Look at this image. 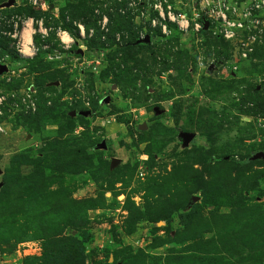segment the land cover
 Instances as JSON below:
<instances>
[{
	"label": "rangeland",
	"instance_id": "374dc122",
	"mask_svg": "<svg viewBox=\"0 0 264 264\" xmlns=\"http://www.w3.org/2000/svg\"><path fill=\"white\" fill-rule=\"evenodd\" d=\"M10 1L0 264H264V0Z\"/></svg>",
	"mask_w": 264,
	"mask_h": 264
},
{
	"label": "water",
	"instance_id": "95a60500",
	"mask_svg": "<svg viewBox=\"0 0 264 264\" xmlns=\"http://www.w3.org/2000/svg\"><path fill=\"white\" fill-rule=\"evenodd\" d=\"M14 2L11 0L9 3H8V6L12 5ZM204 30L207 29V24L204 25ZM6 71V68L4 67H1L0 68V74L4 73ZM193 135H189V134H182L181 135V139H182V142H183V145L184 146H188V143L193 139ZM105 146L102 144V148H104ZM254 161H262L264 162V154L263 153H258V154H255L252 158L248 159L246 161V164H249L250 162H254ZM118 163L117 160H113V165Z\"/></svg>",
	"mask_w": 264,
	"mask_h": 264
},
{
	"label": "built area",
	"instance_id": "2783aa9c",
	"mask_svg": "<svg viewBox=\"0 0 264 264\" xmlns=\"http://www.w3.org/2000/svg\"><path fill=\"white\" fill-rule=\"evenodd\" d=\"M162 15V14H161ZM168 16V18L170 19V15L168 14L167 15ZM186 21H181V23L179 24V28H180V30H182V31H184V30H186L187 29V23H185ZM184 29V30H183ZM199 27L197 26L196 27V31H199ZM232 31H231V28H229L228 29V31L226 32V36L228 37L229 35H230V37H232Z\"/></svg>",
	"mask_w": 264,
	"mask_h": 264
},
{
	"label": "trees",
	"instance_id": "16d2710c",
	"mask_svg": "<svg viewBox=\"0 0 264 264\" xmlns=\"http://www.w3.org/2000/svg\"><path fill=\"white\" fill-rule=\"evenodd\" d=\"M216 161H218V162H219V160H218V159L214 158V159H213V162H216Z\"/></svg>",
	"mask_w": 264,
	"mask_h": 264
},
{
	"label": "bare ground",
	"instance_id": "6f19581e",
	"mask_svg": "<svg viewBox=\"0 0 264 264\" xmlns=\"http://www.w3.org/2000/svg\"><path fill=\"white\" fill-rule=\"evenodd\" d=\"M27 45H28V43H27ZM28 47V46H27ZM27 50V52H28V49H26ZM23 52H25V50H24V48H23ZM26 53V52H25Z\"/></svg>",
	"mask_w": 264,
	"mask_h": 264
},
{
	"label": "crops",
	"instance_id": "0c3cea01",
	"mask_svg": "<svg viewBox=\"0 0 264 264\" xmlns=\"http://www.w3.org/2000/svg\"><path fill=\"white\" fill-rule=\"evenodd\" d=\"M28 44H29V41H28Z\"/></svg>",
	"mask_w": 264,
	"mask_h": 264
}]
</instances>
